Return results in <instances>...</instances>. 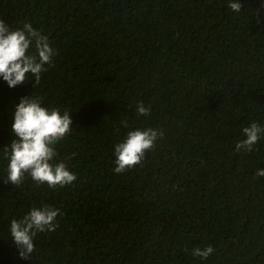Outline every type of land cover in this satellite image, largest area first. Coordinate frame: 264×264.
Listing matches in <instances>:
<instances>
[{
	"label": "trees",
	"instance_id": "1",
	"mask_svg": "<svg viewBox=\"0 0 264 264\" xmlns=\"http://www.w3.org/2000/svg\"><path fill=\"white\" fill-rule=\"evenodd\" d=\"M229 2L0 0L10 29L31 23L57 52L35 88L0 78V264H264V139L236 151L244 127H264V0ZM32 93L72 115L55 160L70 186L4 182L15 106ZM147 128L164 137L114 173L115 145ZM44 205L58 227L23 259L11 221Z\"/></svg>",
	"mask_w": 264,
	"mask_h": 264
},
{
	"label": "clouds",
	"instance_id": "2",
	"mask_svg": "<svg viewBox=\"0 0 264 264\" xmlns=\"http://www.w3.org/2000/svg\"><path fill=\"white\" fill-rule=\"evenodd\" d=\"M228 7L238 13L243 5L239 0H230ZM56 55L48 36L31 23L25 22L22 28L12 30L0 19V78L10 88L28 84L29 78H32L31 84L35 88L40 84L42 74L49 67H55L53 60ZM136 114L138 117L150 116L151 107L139 102ZM119 123L124 128L129 127L127 118ZM72 126V115L67 111L61 113L58 108L43 107L42 98L33 93L22 97L15 106L11 125V133L16 139L10 147L3 149L4 158L9 161L4 182L20 186L27 174L34 182L47 184L52 189L72 185L77 176L68 170L64 162H55L58 155L56 145L71 134ZM242 131L246 138L237 143L236 151L251 153L257 143L264 139V127L253 122ZM163 137V130L154 128L129 131L124 141L115 145L114 173H125L140 164L146 153L155 147L157 140ZM75 155L72 153L69 159ZM256 176L264 177V169L257 170ZM59 214V209L44 205L33 207L23 218L11 221V236L21 258L29 259L38 233L56 230ZM213 251L212 246L203 249L196 247L191 254L207 259Z\"/></svg>",
	"mask_w": 264,
	"mask_h": 264
}]
</instances>
